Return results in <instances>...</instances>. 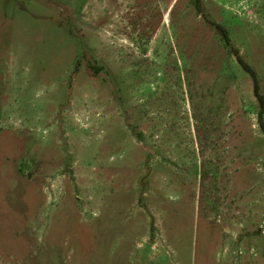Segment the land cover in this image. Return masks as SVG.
<instances>
[{"label":"rangeland","instance_id":"obj_1","mask_svg":"<svg viewBox=\"0 0 264 264\" xmlns=\"http://www.w3.org/2000/svg\"><path fill=\"white\" fill-rule=\"evenodd\" d=\"M233 49L264 95V0H0V264H264Z\"/></svg>","mask_w":264,"mask_h":264},{"label":"trees","instance_id":"obj_2","mask_svg":"<svg viewBox=\"0 0 264 264\" xmlns=\"http://www.w3.org/2000/svg\"><path fill=\"white\" fill-rule=\"evenodd\" d=\"M195 5H196V8L198 10L201 9V0H195ZM217 28L218 30H220L221 32V36H222V39L223 41H225L226 44H228V38H227V33L226 31L222 28V27H219L217 25ZM233 53L234 55L236 56L237 58V62L238 64L241 66V68L249 74L251 80H252V84H253V94L257 100V103H258V107H259V110H258V113H257V122H258V125L264 135V95H262L260 93V87H259V83H258V79H257V76H256V73L255 71L250 68L249 65H247L243 60L242 58L239 56V53L236 49H233ZM97 70V69H96Z\"/></svg>","mask_w":264,"mask_h":264},{"label":"flooded vegetation","instance_id":"obj_3","mask_svg":"<svg viewBox=\"0 0 264 264\" xmlns=\"http://www.w3.org/2000/svg\"><path fill=\"white\" fill-rule=\"evenodd\" d=\"M219 26V25H218ZM219 27H221V26H219ZM223 28V27H222ZM215 29L218 31V33H219V35H220V37L222 38V36H221V32H220V30H218V28H217V25H215ZM224 29V28H223ZM225 30V29H224ZM226 31V30H225ZM226 33H227V31H226ZM227 38H228V33H227ZM223 40V39H222ZM228 44L227 45H229L230 46V40H229V38H228ZM225 42V41H224Z\"/></svg>","mask_w":264,"mask_h":264}]
</instances>
